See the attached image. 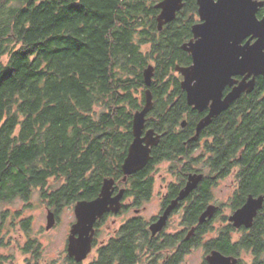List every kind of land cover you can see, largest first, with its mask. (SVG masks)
Listing matches in <instances>:
<instances>
[{
	"label": "trees",
	"instance_id": "trees-1",
	"mask_svg": "<svg viewBox=\"0 0 264 264\" xmlns=\"http://www.w3.org/2000/svg\"><path fill=\"white\" fill-rule=\"evenodd\" d=\"M154 4L0 0V202L18 196L28 201L41 188L43 199L76 204L96 198L104 180L112 178L125 186V196L140 209L154 192L149 172L165 159L175 160L181 171L168 201L179 193L191 169L183 157L192 159L194 148L188 147L193 142L184 141L200 118L190 111L176 69L192 62L181 48L192 29L190 23L180 26L179 17L158 29ZM187 9L196 12V0H186ZM151 63L154 106L147 125L165 134L145 168L124 181L123 163L134 140L133 119L145 105L144 71ZM186 117L188 126L179 132ZM202 136L206 141L200 158L210 153L213 172L228 176L236 171L240 186L233 209L243 206L251 194L264 195L263 76L257 78L253 92L243 93L216 116ZM208 179L204 177L188 198L185 223L195 225L196 231L187 246L167 255L166 248L178 239L185 241L182 234L153 237L148 222L137 215L98 246L97 257L88 264H137L143 259L148 264H181L189 247L202 243L201 234L215 229L208 222L199 224L213 198ZM50 180L59 183L51 191L46 188ZM107 216L98 220L97 230ZM239 230L236 236L233 225L219 228L205 243L206 251L234 255L238 264H264V206L250 228ZM244 253L249 261L243 259ZM42 254L41 245L35 244L28 264H40ZM0 260L3 264L6 258Z\"/></svg>",
	"mask_w": 264,
	"mask_h": 264
},
{
	"label": "water",
	"instance_id": "water-1",
	"mask_svg": "<svg viewBox=\"0 0 264 264\" xmlns=\"http://www.w3.org/2000/svg\"><path fill=\"white\" fill-rule=\"evenodd\" d=\"M201 22L193 25L196 40L185 43L182 47L191 53L193 63L189 66L177 65L183 79L182 88L186 91L187 102L198 111L209 107L208 114L198 123L196 136L208 126L213 118L227 110L232 102L243 93L255 90L257 78L264 77V16L257 17L262 2L259 0H197ZM184 6V0H163L156 4L161 8L158 16L159 27L171 22ZM249 38L245 43L243 41ZM255 39L254 42L251 40ZM154 66L149 65L145 71L146 104L142 110L135 112L133 119L134 140L129 147L123 163V171L128 175L145 168L151 160L152 147L160 141L161 135L153 129L143 130L146 115L153 106L151 90ZM242 76L236 79L235 76ZM232 87L224 95L225 88ZM185 124V122L183 123ZM195 136V137H196ZM203 174H191L187 185L179 196L166 209L150 229L155 235L167 223L171 210L179 200L188 196L199 184ZM115 180H104L100 194L91 200H79L74 207L76 222L73 223L68 238V254L76 261L85 260L93 251L96 235V223L105 214L118 213L122 207L124 190L114 195ZM264 206V195H249L243 206L230 216L236 228H250L259 210ZM215 206L210 205L201 215L200 221L212 217ZM55 223L54 213L47 216V228ZM208 264H238L234 255H226L219 250H212L207 256Z\"/></svg>",
	"mask_w": 264,
	"mask_h": 264
},
{
	"label": "flooded vegetation",
	"instance_id": "flooded-vegetation-1",
	"mask_svg": "<svg viewBox=\"0 0 264 264\" xmlns=\"http://www.w3.org/2000/svg\"><path fill=\"white\" fill-rule=\"evenodd\" d=\"M151 1H154L155 2V4H154V6H155L154 7L155 8V10H154V12H155V19L157 21L158 29H160V30H163V28L167 27V25H169L170 23H172L173 21H175L178 17H179V19H178L177 23H179L180 26L186 25L187 23H190L191 24V29H193V25L194 24H196L198 22H201L200 15H199V4H198V1L196 0L197 10H196V12H194L193 10H188V9L185 10L186 0H184V6H183V8L181 10L177 11L176 17L171 22H167V23L163 24L162 28H160L159 27L158 16L161 13V8L156 7V4H158L159 2H162L163 0H151ZM259 1L262 2V5L259 6L258 11H257L256 14H257V17L258 18H262L264 16V0H259ZM248 39L249 38L245 39L243 41V43H245ZM191 40H196V38L194 37V34H193V30H192V36H190L189 39L185 40L184 43H183V45L185 43H188ZM254 41H255V39L251 40V42H254ZM182 46H181L182 50L185 53H187V54H189L191 56V58H192L191 64H192L193 63V57H192L191 53L188 52V51H186V50H184ZM151 65H153V63H151ZM177 72L180 73L179 71H177ZM235 78L236 79H241L242 76L237 75V76H235ZM180 79H181V81L183 79V76H182L181 73H180ZM231 89H232V87L227 86L225 88L224 95H226L228 92H230ZM185 93H186V91H185ZM186 100H187V94H186ZM145 104H146V101H145ZM153 106H154V95H153ZM153 106H152L151 110L148 112V114L146 115V123H145V127H144V130H143V135H145V133H146L147 130L153 129L157 134H160L161 135V138H160V140H161L162 139V136L165 133L163 134V133L159 132L152 125H147V121H148V118L150 117V113H151V111L153 109ZM190 107H191V110L190 111H192L193 113L197 112L200 115V118L198 119V122L196 124V127H195L194 131H191V132H193V134H191L188 137V139H186L184 141L186 145H189V143H188L189 141L190 142H193L188 147H190V148L191 147H194L193 150L190 153V156L192 157V159H189L188 157H186V158L183 157V159H184L183 162H185V163H191V166H190L191 169L188 170V171H186V175L187 176H186L185 185L179 190V193L177 195H175L174 197H171V199L168 201V199H169L168 196L170 195V191H172V186L174 184L180 183V173H181V171L178 170V169H176V166H175L176 161L175 160H169V159L168 160H166V159L165 160H162V161L158 162L157 164H155L154 169L149 172V174H151L154 177V192H153V195L151 196V198L148 201H146L145 204L140 209L134 208L132 206V204H131V199L130 198H127L125 196V186H122V185L118 184L115 181V183H114V187H115L114 195L118 194L120 192V190H122V189L124 190L123 198H122V207H121V210L118 213H114L112 211L108 212L107 213L108 214L107 218L110 215H119V214H122L125 210H129L131 208L134 209L136 213H141V211L144 210V208L146 207V204L149 203L152 200L153 196L155 195L156 184H157V171H158V168H160L162 165H165L166 166V172H168V174L170 176L171 175L174 176L175 179L170 180V181H167V183L165 184V186H162L163 188H162L161 195H160V197H161V203H160L159 213L157 215H155L153 218H150V219H147L143 215H139V216H142L148 222L149 229H150V226L154 222H156V221L159 220V218L164 214V212L166 211V209L179 196L180 191L182 189H184V187L187 185V182L189 180V176L191 174H203V177H202L201 181L204 180V177H207V176L209 177L208 181H209V183L211 185V190H212L213 198H212L211 201H209L207 207L200 214V216H199V224H205L206 222H208L210 225L214 226V228H215L214 231H212V232H205V233L201 234V236H200L202 243L199 246H203L204 249H205V243L209 239L213 238L214 236H216L218 234L219 228H224L227 225H233L234 226L233 222L230 220V216L235 212V209H233V207H232L233 206V200L235 199V195H236V192L239 189L240 184H239L238 180L236 179V171H233L228 176H221V173H218V172L214 173L213 172V169H211L212 163H211V161L209 159L210 156H211L210 153H206L204 159H201L200 158L201 155L203 154V151H204V142L206 141L205 138L202 136V131L207 126L200 131V133H199L198 136H196V133H197V125L208 114L209 107H206L203 111H198V110L194 109L192 106H190ZM184 122H185V124H183ZM187 123H188V118L186 117L181 122L180 126L178 127V131L179 132L180 131H184L187 128V126H188ZM191 132L190 131H188V132L185 131L184 133L187 134V133H191ZM157 145H155V146H157ZM155 146H153V147H155ZM153 147H152V149H153ZM197 152H199V154H197ZM126 179H127V177L124 178V181ZM227 179H231V185L233 186V190L231 192V195L229 196L228 201H219L218 198L215 197L214 189H215V187H217L220 184L221 181L227 180ZM165 180H167V179H165ZM201 181L199 182L198 186L188 196H186L185 198H183V199H181V200L178 201V203L176 204V206L171 210V212L169 214V217H168V220H167V223L164 226V228L162 230H160L159 232H157L155 235H153V233L151 231V235L153 237L155 236V237H160V238L161 237H164V236H167V235H177L179 233L182 234L179 237H182V239L184 238L185 241H182V240H180V239L177 238L178 241H177V243L174 246L165 249V252L167 253V255H170V254H172L174 252H177L179 250V247H181V245L187 246L188 245L187 240L191 239L192 235L196 231V226L195 225H192L190 227V226H187L188 224L185 223V221L187 219L186 218V207H187V203H188V198L199 187ZM18 197H20V196H18ZM18 197H16V198H18ZM44 201H45V205H44L45 207L44 208L46 209L47 213H49V212H53L54 213L55 223H54V225L51 228L48 229L46 227V229L43 230V231H45V232H51V231L55 230L59 226V224L61 222V214L64 212V210L66 209V207L67 206H70V205L71 206L72 205L75 206V204L58 205L56 203H52L50 198H45ZM210 205H214L215 206V211H214L212 217H208L205 221L201 222L200 221L201 215L206 211V209ZM227 208L230 209V212L228 214L225 213V209H227ZM261 210H262V208L259 210V212H261ZM259 212H258V214H259ZM178 214H181V221L179 223L181 225V227H180V229H178L176 231H172V230H170V227H171L170 224L172 223L173 218L176 217V215H178ZM258 214H257V216H258ZM47 216H48V214H47ZM188 216L190 217L191 215L188 214ZM256 217H255V219H256ZM255 219H254V221H255ZM26 222H28L29 228H26V226H25V223ZM31 223H32L31 217L19 219L18 222H17V224H16V229L19 226L20 235H18L17 237H14L13 238L14 239V241H13L14 247L16 249L21 250L24 253V255H27L25 264H28V259L30 257L31 252L33 251V248H34V245L35 244H40L41 247L43 248L42 241H40V240H38V239H36V238H34L33 236L30 235L31 226H32ZM218 224L219 225H222V227H218L217 226ZM120 226H119V228H120ZM242 227H244V226H242ZM242 227H240V228H242ZM119 228H117V230L115 231V234L112 237L116 236L117 231L119 230ZM240 228H236L235 227V229H236L235 232L240 231L239 230ZM24 238H25V240H24ZM109 239L107 241L102 242L100 245L104 244L105 242H108ZM96 240H97V236L95 235L93 250H94L95 247L97 249V246H98V245L95 246ZM5 245L6 244H4L3 239L0 237V248L1 247H4ZM67 247H68V241H67V244L65 246V249H64L65 251H64L63 255L62 254L60 255L62 257V260L55 259V260L48 261V262H45L44 263V261L42 260L44 255H42V258L39 259V263L40 264H84V262L89 258V256H88L85 260H83L81 262H78V261L75 260L74 257H71L68 254ZM194 248H195V246H192V247L190 246L189 247V250H190L189 252H191L192 250H194ZM205 251H206V249H205ZM210 252L211 251H209V252L206 251V253H208V254ZM96 257H97V250H96L95 258ZM95 258L90 259V262L92 260H94ZM205 260H206V257H205ZM160 261H161V263H163L165 260L163 259V260H160ZM144 262H146L145 259H143L139 263H144ZM30 264H32V263H30Z\"/></svg>",
	"mask_w": 264,
	"mask_h": 264
},
{
	"label": "rangeland",
	"instance_id": "rangeland-1",
	"mask_svg": "<svg viewBox=\"0 0 264 264\" xmlns=\"http://www.w3.org/2000/svg\"><path fill=\"white\" fill-rule=\"evenodd\" d=\"M4 59L6 60V58ZM197 154H199V152H197ZM173 179H175L174 176H170L168 172H166L165 165L158 168L156 191L152 200L146 204V207L141 211V213H136L135 210L131 208L129 210H125L122 214L110 215L99 226V230L96 232L97 245L100 246L102 242L111 238L115 234L117 228H119V226L126 220L137 215H143L147 219L153 218L157 215L160 209L162 186H165L167 181ZM58 184V181L50 180V183L46 188L51 191L53 188L57 187ZM232 190L233 186L231 185V179L223 180L214 189L215 197L218 198L219 201H228ZM44 205L45 201L41 196V188L35 189L28 201L22 199V197H18L11 201L0 202V237L3 239L4 244H6L4 247L0 248V256H4L6 258L3 264H25L27 255H24L21 250L14 247L13 238L20 235L19 226L16 229L18 220L27 217H31L32 219L30 235L43 243L42 255L44 256L42 260L44 263L55 259L62 260L60 255H63L65 251L64 249L68 241L71 230L70 228L72 227V224L76 222L74 211L75 206H67L61 214V222L59 226L51 232H45L43 230H45L47 226L48 213L44 208ZM229 212V208L225 209L226 214ZM180 221L181 214H178L173 218L172 223L170 224V230L176 231L180 229ZM217 226L222 227V225L219 224ZM234 233L236 236H240L241 231ZM96 250L97 249L95 247L84 264L89 263L90 259L95 258ZM207 254L208 253H206L203 246H197L184 257L181 264H203ZM243 259L249 261L251 258L246 256L244 253ZM138 264H148V262L146 261Z\"/></svg>",
	"mask_w": 264,
	"mask_h": 264
}]
</instances>
